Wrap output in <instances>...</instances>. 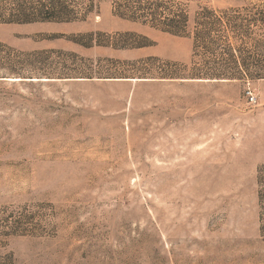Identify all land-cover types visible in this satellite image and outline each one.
<instances>
[{
  "label": "rangeland",
  "instance_id": "374dc122",
  "mask_svg": "<svg viewBox=\"0 0 264 264\" xmlns=\"http://www.w3.org/2000/svg\"><path fill=\"white\" fill-rule=\"evenodd\" d=\"M116 1L73 0L70 22L0 23L21 60L0 79V264H264V78L159 68L199 60L192 21L206 8L233 22L221 42L264 63V0H161L189 13L184 35L121 17ZM80 73L94 77H65Z\"/></svg>",
  "mask_w": 264,
  "mask_h": 264
},
{
  "label": "trees",
  "instance_id": "16d2710c",
  "mask_svg": "<svg viewBox=\"0 0 264 264\" xmlns=\"http://www.w3.org/2000/svg\"><path fill=\"white\" fill-rule=\"evenodd\" d=\"M164 5V1L161 0L152 2L117 0L115 10L121 17L149 21L154 26L173 34H187L191 23L189 13L182 9L169 10ZM76 7L73 0H0V23L70 22L78 17ZM255 22L264 24V18L255 19ZM192 23L195 56H199V60L193 61L190 67L180 66L177 63H170V65L174 64L173 66H176V68L159 67L162 69L161 77L206 81L264 78V63L260 60H244L237 57L233 53L236 51V46L231 41V37H226L221 42V38L217 36V31H219L216 29L217 26L225 24L226 27H231V23H233L231 20L217 16L213 10L206 8L201 12H197ZM7 49L9 48L0 42V79L7 77V75H21V72L16 68V63L21 62V60L13 57ZM201 49L207 54H200ZM150 68L154 69L153 66ZM148 71L141 73L142 76L140 77L149 78L152 73H150L151 70ZM79 75L65 77H94V73H80ZM97 77L130 78L135 76H126L124 73H98ZM257 178L261 207V232L264 234V167L259 170Z\"/></svg>",
  "mask_w": 264,
  "mask_h": 264
},
{
  "label": "water",
  "instance_id": "95a60500",
  "mask_svg": "<svg viewBox=\"0 0 264 264\" xmlns=\"http://www.w3.org/2000/svg\"><path fill=\"white\" fill-rule=\"evenodd\" d=\"M200 81H203V80H200Z\"/></svg>",
  "mask_w": 264,
  "mask_h": 264
}]
</instances>
